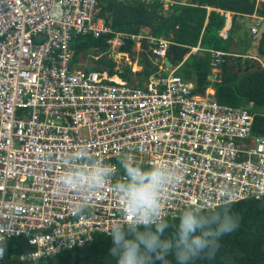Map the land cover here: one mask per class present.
I'll list each match as a JSON object with an SVG mask.
<instances>
[{"label":"built area","instance_id":"built-area-1","mask_svg":"<svg viewBox=\"0 0 264 264\" xmlns=\"http://www.w3.org/2000/svg\"><path fill=\"white\" fill-rule=\"evenodd\" d=\"M138 1L164 10L190 2ZM98 4L0 0V264L13 239L30 248L20 260L38 261L83 247L122 220L121 201L109 185L87 197L86 215L72 211L85 197L62 191L57 178L62 153L77 145L117 169L110 183L123 175V153L142 168L162 160L177 167L182 179L162 199L167 220L191 204L218 208L264 197V136L253 134L254 103L232 107L214 93L195 94L193 83L165 62L168 38L116 31L96 16ZM107 35L117 60L129 59L121 51L127 42L153 58L159 70L146 86L118 82L109 69L73 68L76 37ZM209 52L216 78L228 54Z\"/></svg>","mask_w":264,"mask_h":264},{"label":"trees","instance_id":"trees-1","mask_svg":"<svg viewBox=\"0 0 264 264\" xmlns=\"http://www.w3.org/2000/svg\"><path fill=\"white\" fill-rule=\"evenodd\" d=\"M190 2L192 3L190 5L174 4L164 14L159 3L147 6L139 1L121 3L99 0L96 16L105 18L116 31L131 34L143 31L155 37L168 38L172 42L168 58L173 67L177 68L176 73L194 84V93L205 94L211 87L215 90V98L221 104L245 107L253 102V134L264 136V67L247 53H231L225 49L226 44L236 41V38L239 42L242 41L243 45L247 44L250 36L254 34L253 27L244 30L245 21L251 20L254 15L264 19V2L258 0H190ZM228 13H233V18L225 38L221 33L227 25ZM111 36L76 37L72 43L74 57L90 48H97L98 52H101L99 49L108 45L107 41ZM255 42L259 44L258 53L264 56V32ZM195 47L200 48L198 52L192 51ZM132 50H136L133 42H127L121 49L126 53ZM209 50H221L228 54L220 64V73L214 80H210L213 71ZM100 56L99 53L96 60H99ZM116 63L111 61L97 65H104V70L109 69L110 75H114L118 73L115 70ZM99 66L97 68L102 71V67ZM158 70V66L148 62L144 71L137 74L149 79ZM226 205L230 206L231 214L238 218V227L219 238V247L214 257L208 258L202 254L190 264H264V197L248 198ZM168 221L174 224L178 222V218ZM171 231V228L168 229L165 235H169ZM111 247V238L106 234H98L92 242L83 247L63 251L52 258L29 262L17 257L20 253L30 251V248L23 238H16L5 244L6 256L2 264H116L115 259L109 255ZM167 260L169 264H177L171 254ZM155 264L161 262L156 261Z\"/></svg>","mask_w":264,"mask_h":264},{"label":"clouds","instance_id":"clouds-1","mask_svg":"<svg viewBox=\"0 0 264 264\" xmlns=\"http://www.w3.org/2000/svg\"><path fill=\"white\" fill-rule=\"evenodd\" d=\"M60 162V189L85 197L72 204L76 215H86L87 197L106 185L118 195L122 220L107 231L112 240L109 255L116 264H169L170 254L177 264H190L202 254L212 258L219 238L238 227L229 205L216 208L199 203L187 206L178 222L170 224L162 211L163 194L182 176L167 161L142 168L132 154L123 153L118 159L123 175L115 183L110 182L117 169L95 158L86 146L77 145L62 153ZM170 228L171 233L165 235Z\"/></svg>","mask_w":264,"mask_h":264},{"label":"rangeland","instance_id":"rangeland-1","mask_svg":"<svg viewBox=\"0 0 264 264\" xmlns=\"http://www.w3.org/2000/svg\"><path fill=\"white\" fill-rule=\"evenodd\" d=\"M252 25H253L252 20H250V19L246 20L245 24H244V30H250ZM259 26L258 25L254 26V28L257 29V32H258ZM245 45H243L242 41L239 42L238 39L236 38V41L227 43L225 49H227L231 53H239V54L242 53V54H244V53H246V52H244V48H245L244 46ZM258 47H259L258 42H255L251 46V48L248 50L247 54H249V55L251 54V56L254 57L255 59H257L261 63V66L264 67V56H262L258 53ZM99 50H101V52H98L97 48H90L87 51L83 52V55H81L82 53L79 55L77 54L75 56L74 61H73V68L85 69L87 72H93V71L99 70V68L96 67L97 64H103V63L107 64L108 62H111V61H115V62L119 61L115 57L117 51H115L112 47H103ZM84 53H85V55H84ZM99 53H101V56L99 57V60H96V57L99 56ZM82 56H84V57H82ZM236 56H240V55H236ZM105 57H108V58H105ZM128 58L131 59L132 61H134V63L140 64L142 67L147 65L148 62H151L153 64V58L152 57H150L149 55H145V56L142 55L141 56L140 52L139 51L137 52L136 50H132L131 52H129ZM125 59L126 58H121L119 62L125 63V61H126ZM81 60L85 61V62L82 63L81 65H79L78 62H80ZM172 69L173 68H170V70H172ZM167 74H169V72H167L166 75ZM119 75L125 76L126 80L129 82V84L134 85L136 87H143L145 85V83L147 82V78H145L144 75L131 74L130 71H128L127 69H123V72H120ZM125 77H124V79H125ZM135 82H138L139 84L136 85V84H134Z\"/></svg>","mask_w":264,"mask_h":264},{"label":"crops","instance_id":"crops-1","mask_svg":"<svg viewBox=\"0 0 264 264\" xmlns=\"http://www.w3.org/2000/svg\"><path fill=\"white\" fill-rule=\"evenodd\" d=\"M134 1H138V0H134ZM133 1V2H134ZM258 1H260V2H264V0H258ZM140 2V1H139ZM132 3V2H131ZM141 3H143V2H141ZM156 3H158V2H155V3H153V4H146L147 6H151V5H154V4H156ZM143 4H145V3H143ZM190 4H192L191 2H189L188 4H185V5H190ZM162 7V6H161ZM164 10V9H163ZM169 9H167V10H164V14H165V12H167ZM228 25L225 27V29H224V31L223 32H225V34H228V31L230 30V28H231V24H232V18H233V13H228ZM251 20L253 21V25L251 26V28L252 27H254V26H257L259 23H261L262 24V22L264 21V19H262V18H260V17H257L256 15H254L253 17H251ZM261 26V25H260ZM260 26L258 27V31H259V28H260ZM141 34H143V33H145V32H140ZM255 43V42H254ZM253 43V44H254ZM252 44V45H253ZM143 47V46H142ZM137 49V48H136ZM140 54H141V56L142 55H148V54H145L144 52H140ZM81 55H83V53L81 54ZM84 55H85V53H84ZM251 55V54H250ZM82 57H84V56H82ZM105 58H108V57H105ZM74 59H75V57H74ZM96 59H97V57H96ZM119 61H120V59H118ZM117 62L116 63V67H115V70H117V74H114V77H117V78H119L122 82H128L126 79H124V78H122L120 75H119V73L120 72H123V69H129V71L131 70V74H137L138 72H142V71H144V69H145V67H146V65L144 66V67H142L140 64H138V63H134V61H132L131 59H126V61H125V63H121V62ZM137 61V60H136ZM135 61V62H136ZM85 61H80V62H78L79 63V65H81L82 63H84ZM99 66V65H98ZM103 66L104 65H102V66H99V67H102V70H104L105 69V66H104V68H103ZM96 67H97V65H96ZM138 67V68H137ZM171 68H174L173 67V65H172V67ZM75 69H78V68H75ZM107 69V68H106ZM79 70H85V69H79ZM86 71V70H85ZM97 71H99V70H97ZM219 71H220V69H219ZM214 79H215V77H214ZM129 83V82H128ZM149 83V79H147V82L145 83V85L144 86H146L147 84ZM134 84H139L138 82H135ZM194 85V84H193ZM208 92H210V93H214L215 94V90L213 89V88H209L208 90H207Z\"/></svg>","mask_w":264,"mask_h":264},{"label":"water","instance_id":"water-1","mask_svg":"<svg viewBox=\"0 0 264 264\" xmlns=\"http://www.w3.org/2000/svg\"><path fill=\"white\" fill-rule=\"evenodd\" d=\"M263 32H264V21L262 22V24L259 28V31L248 39V42L244 48V52H246V53L248 52V50L251 48L252 44L255 42L256 39H258L263 34ZM165 62L169 67H172V63L169 59H166ZM210 80H214L213 75L210 76Z\"/></svg>","mask_w":264,"mask_h":264},{"label":"bare ground","instance_id":"bare-ground-1","mask_svg":"<svg viewBox=\"0 0 264 264\" xmlns=\"http://www.w3.org/2000/svg\"><path fill=\"white\" fill-rule=\"evenodd\" d=\"M227 25H228V22H227ZM227 25H226V26H227ZM256 33H257V32H256ZM256 33H254V34H256ZM225 57H226V56H225ZM225 57H224V60H225ZM113 78H114V80H116V81H118V82L121 81V80H120L119 78H117V77H113ZM121 82H122V81H121Z\"/></svg>","mask_w":264,"mask_h":264}]
</instances>
